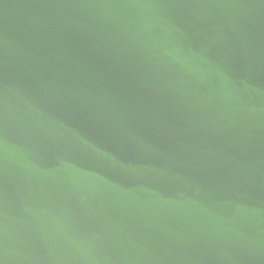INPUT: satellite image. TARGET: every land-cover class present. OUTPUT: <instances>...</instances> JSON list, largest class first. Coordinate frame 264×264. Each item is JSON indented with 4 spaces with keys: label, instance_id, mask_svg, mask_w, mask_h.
<instances>
[{
    "label": "water",
    "instance_id": "95a60500",
    "mask_svg": "<svg viewBox=\"0 0 264 264\" xmlns=\"http://www.w3.org/2000/svg\"><path fill=\"white\" fill-rule=\"evenodd\" d=\"M0 264H264V0H0Z\"/></svg>",
    "mask_w": 264,
    "mask_h": 264
}]
</instances>
